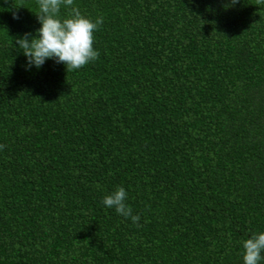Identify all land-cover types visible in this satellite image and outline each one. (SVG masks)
Segmentation results:
<instances>
[{
    "label": "trees",
    "instance_id": "16d2710c",
    "mask_svg": "<svg viewBox=\"0 0 264 264\" xmlns=\"http://www.w3.org/2000/svg\"><path fill=\"white\" fill-rule=\"evenodd\" d=\"M228 5L74 0L104 22L67 72L26 70L37 0H0V264H243L264 232V5ZM118 187L139 227L102 203Z\"/></svg>",
    "mask_w": 264,
    "mask_h": 264
},
{
    "label": "clouds",
    "instance_id": "9594fccd",
    "mask_svg": "<svg viewBox=\"0 0 264 264\" xmlns=\"http://www.w3.org/2000/svg\"><path fill=\"white\" fill-rule=\"evenodd\" d=\"M239 0H230L235 6ZM37 19L41 27L36 35L25 33L16 38V44L27 57L26 70L32 66L41 68L46 60L52 59L56 63H63L67 72L81 69L90 62L96 61L100 53L94 47L95 33L103 24L104 17L99 16L95 21L81 14L78 7L73 6L74 0H37ZM257 5H264V0H257ZM68 9L67 16L60 15L61 7ZM14 19L19 15L14 13ZM4 145H0L3 148ZM128 193L124 187H118L106 195L102 203L115 209L116 213L131 218L132 222L140 226V215H133V210L125 201ZM243 264H261L264 261V232L253 233L250 238L242 241Z\"/></svg>",
    "mask_w": 264,
    "mask_h": 264
}]
</instances>
